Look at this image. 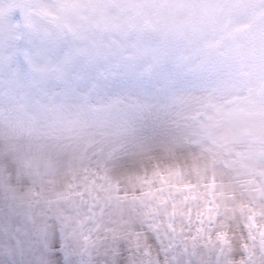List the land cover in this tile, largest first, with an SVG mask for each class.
Wrapping results in <instances>:
<instances>
[{
    "label": "snow or ice",
    "instance_id": "obj_1",
    "mask_svg": "<svg viewBox=\"0 0 264 264\" xmlns=\"http://www.w3.org/2000/svg\"><path fill=\"white\" fill-rule=\"evenodd\" d=\"M0 264H264V0H0Z\"/></svg>",
    "mask_w": 264,
    "mask_h": 264
}]
</instances>
